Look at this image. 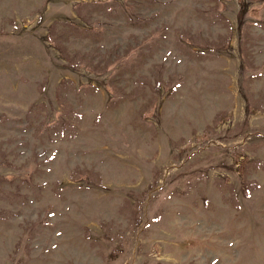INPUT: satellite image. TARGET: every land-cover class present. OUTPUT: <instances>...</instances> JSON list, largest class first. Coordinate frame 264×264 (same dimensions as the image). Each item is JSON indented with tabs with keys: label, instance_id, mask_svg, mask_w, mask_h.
I'll return each mask as SVG.
<instances>
[{
	"label": "rangeland",
	"instance_id": "obj_1",
	"mask_svg": "<svg viewBox=\"0 0 264 264\" xmlns=\"http://www.w3.org/2000/svg\"><path fill=\"white\" fill-rule=\"evenodd\" d=\"M263 247L264 0H0V264Z\"/></svg>",
	"mask_w": 264,
	"mask_h": 264
},
{
	"label": "bare ground",
	"instance_id": "obj_2",
	"mask_svg": "<svg viewBox=\"0 0 264 264\" xmlns=\"http://www.w3.org/2000/svg\"><path fill=\"white\" fill-rule=\"evenodd\" d=\"M261 247V246H260ZM264 248V247H263Z\"/></svg>",
	"mask_w": 264,
	"mask_h": 264
}]
</instances>
